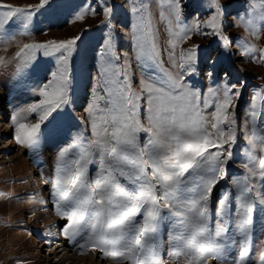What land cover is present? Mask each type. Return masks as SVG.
Segmentation results:
<instances>
[{
  "label": "snow or ice",
  "instance_id": "obj_1",
  "mask_svg": "<svg viewBox=\"0 0 264 264\" xmlns=\"http://www.w3.org/2000/svg\"><path fill=\"white\" fill-rule=\"evenodd\" d=\"M153 2L130 0V14L141 22L131 28V35L137 58L144 61L157 57L156 45L149 39ZM93 4L95 7L85 4L76 18L83 20L86 11L96 15L99 7L104 20L111 23L115 6L109 0H93ZM164 4L167 14L162 11L160 17L170 25L175 23L178 30L171 32L175 40H187L197 32L230 43L223 35L226 6L219 0H213L214 11L206 20L193 11V0H159L158 6ZM45 5L51 7L53 0H40L38 7ZM0 8L7 9L0 13V30L24 11L7 4ZM189 15L194 24L191 28L182 27ZM30 16L24 23L25 29ZM141 32L143 37L138 35ZM80 39L76 36L59 43L24 44L16 52L24 62H31L41 51L44 56L58 54L56 70L38 90L40 99L25 109L38 113V119L35 123L24 122L23 118L15 122L14 139L18 144L38 148L42 125L47 128L61 114L59 110L73 103L70 65ZM169 43L175 49L176 45ZM200 48L195 45L186 51L182 49L178 64L174 54H170L176 71L164 69L167 83L158 85L150 78L142 79L138 93L132 89L127 66L114 63L119 60V53L112 37L104 40L87 109L91 139L78 132L61 151L52 193L57 213L67 221L61 234L72 243L83 241L79 243L82 250L90 245L104 254L110 250L116 255L123 252L132 264H162L161 230L169 221L170 246L172 239L179 236L193 256V264H220L230 247L238 249L234 264H246L253 246L254 210L257 204L264 210V157L259 159L257 177L254 158L249 153L247 162L239 165L247 175L233 179V186L225 184L222 194L216 195L221 191L220 182L228 179L232 148L237 141L234 101L247 82L232 80L230 70L221 71L218 60L211 57L202 69ZM243 51L248 53L252 48L244 46ZM261 55L264 56V50ZM201 71L213 85L208 89L214 104L211 121L204 114L209 98L202 101L201 91L191 87L186 79ZM255 100H264V95L257 91ZM141 101L146 105L147 126L140 119ZM252 107V134H245L244 138L251 149L258 144L259 151L264 153V135L257 136L255 128L259 113L255 104ZM141 132L149 134L143 143ZM74 149L79 151L68 160V153ZM92 165H96L95 176L90 174ZM260 264H264V244Z\"/></svg>",
  "mask_w": 264,
  "mask_h": 264
},
{
  "label": "rangeland",
  "instance_id": "obj_2",
  "mask_svg": "<svg viewBox=\"0 0 264 264\" xmlns=\"http://www.w3.org/2000/svg\"><path fill=\"white\" fill-rule=\"evenodd\" d=\"M136 2L139 3V0ZM109 3L115 6L111 23L104 20L99 7H96V15L86 11L83 20L76 18L78 12L84 10L85 4L95 7L93 0H53L51 7L45 5L44 8L38 7L40 0H0V5L7 4L24 10L5 29L0 30V57H3L0 63V264H132L123 252L116 255L110 250L104 254L93 250L90 245L82 250L79 243L83 241L72 243L65 239L61 229L67 221L57 213L56 200L52 195L61 151L78 132L91 139L87 109L97 81L98 53L108 37H112L115 51L119 53V60L114 63L127 66L132 89L138 93L139 82L145 78L158 85L166 84L164 69L176 71L170 54H174L178 64L181 50L186 51L195 45L201 46L202 69L208 57H211L218 60L221 71L230 70L232 80H246V88L234 101L237 105V141L232 148L228 179L220 182L218 187L221 191L216 195L222 194L225 184L233 186V179L244 174L239 165L247 162L249 153L254 158L253 166L258 177L259 159L264 157V153L259 151L258 144L256 149H251L244 135L252 134L253 104L259 113L255 124L257 136L264 135V100H255L257 91L264 95V56L261 55V50H264V0H219L221 5L226 6L223 35L229 38L230 43L197 32H193L187 40H175L171 35V32L178 30L175 23L170 25L160 17L162 11L167 14L166 4L158 6L159 0H154L151 9L152 35L149 39L156 45L157 57L151 61L137 58L131 28L141 22L136 15L130 14V0H109ZM212 5L213 0H193L192 8L199 13L201 20H206L214 11ZM4 11L7 9L0 8V13ZM29 14L30 22L25 29L24 23L28 21ZM193 24L194 19L189 15L181 26L191 28ZM138 35L143 37L144 33ZM76 36H81V39L77 42L70 65L73 103L59 110L61 114L47 128L42 125L38 148L30 149L18 144L14 139L15 122L23 118L24 122L35 123L38 119V113L25 109L40 99L38 90L51 79L50 73L58 66V54L44 56L41 51L31 62H24L16 56V52L24 44L59 43ZM169 41L176 45L175 49ZM244 46L251 47L252 51L246 53ZM186 79L191 87L201 91L202 101L209 98L204 114L211 121L214 104L208 89L213 85L205 78L203 71L198 76ZM141 104L140 119L147 126L146 105L143 101ZM6 123L11 129H5ZM209 131H212L210 126ZM148 136L139 133L142 143ZM253 139L256 140V136ZM78 151L74 149L68 153L67 159H74V153ZM95 173L96 165L90 166V174L95 176ZM256 187L259 188L258 178ZM56 216L59 220H55ZM253 224V246L246 264H260L261 261L264 210L258 204L254 210ZM170 227L171 222L166 221L161 230L159 252L162 264H193V256L188 254L187 244L179 236L172 239L170 246ZM235 235L238 237L239 233ZM237 254L238 249L230 247L220 264H234Z\"/></svg>",
  "mask_w": 264,
  "mask_h": 264
},
{
  "label": "bare ground",
  "instance_id": "obj_3",
  "mask_svg": "<svg viewBox=\"0 0 264 264\" xmlns=\"http://www.w3.org/2000/svg\"><path fill=\"white\" fill-rule=\"evenodd\" d=\"M5 129H6V130L11 129V128L9 127V124H8V123L5 124ZM6 130H5V131H6ZM55 220H59L57 216L55 217Z\"/></svg>",
  "mask_w": 264,
  "mask_h": 264
}]
</instances>
